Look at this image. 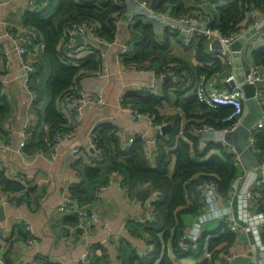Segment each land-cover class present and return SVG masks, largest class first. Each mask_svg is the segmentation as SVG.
<instances>
[{
  "label": "trees",
  "instance_id": "trees-1",
  "mask_svg": "<svg viewBox=\"0 0 264 264\" xmlns=\"http://www.w3.org/2000/svg\"><path fill=\"white\" fill-rule=\"evenodd\" d=\"M210 1L215 6L206 7V14L211 19L209 21L193 5L185 6L183 0H147L157 12L169 10V13L176 16L193 13L201 18L204 16L203 22L223 34L244 26L250 9L264 13V0ZM221 1L226 3L221 4ZM125 11L126 4L120 0H34L31 6H27L22 16V25L29 30L32 44L26 45L24 59L35 68V72L28 75L27 85L35 92L31 103L45 104L43 121L48 130L45 134L37 135V128L30 127V137L21 147L25 153L42 148L51 149L55 144V134L70 130L66 117L58 108L59 102H67V98L72 96L78 97V81L102 69V49L96 43H90L78 52L72 39L65 34L66 28L81 21L94 22L97 26L92 31L95 32L98 43H112L117 36L118 21L123 18ZM127 30L129 50L121 56L122 62L137 67L147 66L156 75L176 73L177 81L164 80L163 85L174 90V104L180 114L171 117V121L166 120L172 123L164 135L157 136L153 159L145 157L143 143L137 136L130 144L125 145L114 125L107 122L97 124L91 130V137L101 158L88 153L73 161L77 179L69 183L68 197L75 207L93 212L91 205L98 198L99 188L106 187L115 176L130 196L140 187H149L153 191L150 202L153 219H130L125 224L129 235L144 240L148 247L140 254L127 240L120 242L119 264H218L223 251L236 247L240 241L236 231L226 224L218 222L219 226L213 230H208L207 224L204 225L196 251L181 249V244L182 236L189 229L190 220L201 211L197 185L204 180L211 181L223 199H230L233 183L242 173L234 154L222 144L211 142L200 149L194 130L204 126L219 129L228 125L230 122L223 119L231 113L232 107L221 105L211 109L200 103L194 92L193 96L182 99L181 90L188 80L194 90L201 75L210 77L223 73L224 64L208 50L207 38L204 36L197 35L189 47L181 45L193 49L197 65L189 67L184 60L168 52L166 40L169 35L175 36L179 43L176 33L165 30L164 34L168 36L160 40L153 25L140 17L133 19ZM35 46L39 47L37 52L32 51ZM253 64L264 66V49L254 52ZM46 69L47 77L43 86H39L38 79ZM1 88L0 81V122L9 113V105L1 95ZM166 95H155L147 89L127 90L122 103L130 104L139 112L150 116L153 122L164 124L165 118L159 112L164 106L163 102H168ZM181 118L185 120L182 125L179 124ZM253 147L264 152V128L254 133ZM30 183L9 177L0 165V191L15 193L17 202L29 201V195L34 190ZM253 197V210L264 212V185ZM63 212L67 213L64 218L66 224L83 235L77 215L69 211ZM22 226L19 237L21 242L28 237L23 224ZM261 233L264 235V227L261 228ZM205 244L209 252V257L206 258L202 257ZM87 248L91 252L88 264H110L104 245L89 244ZM39 264L56 263L39 258Z\"/></svg>",
  "mask_w": 264,
  "mask_h": 264
},
{
  "label": "crops",
  "instance_id": "crops-1",
  "mask_svg": "<svg viewBox=\"0 0 264 264\" xmlns=\"http://www.w3.org/2000/svg\"><path fill=\"white\" fill-rule=\"evenodd\" d=\"M28 1L0 0L1 95L9 105L7 117L0 122V165L9 177L30 181L34 188L29 195V201L27 203L19 202L18 209L12 206H2L3 219L0 220V224L5 223L8 228L6 236L0 237V259L2 261L0 264H39V258L56 264H78L83 258L87 246L95 243L104 245L110 264H119L120 242L127 240L140 254L148 247L144 240L131 237L125 224L130 219L140 220L145 216L144 202L135 196V192L138 189L148 188L152 196L153 191L149 187H140L130 196L119 183V178L113 177L91 205L99 222L93 223L89 231L83 235H79L76 230L66 224L64 218L67 213L60 211L58 207L63 198L68 196L69 183L77 179V174L73 170L75 159L71 154V149L77 148L81 152L88 151L90 148L89 135L97 124L107 122L114 125L124 144L129 137L140 134L148 137L154 136L158 125L171 124L172 122L166 120L170 119L171 121V117L180 114L174 104L176 102L174 90L164 87V79H161L153 69L147 66L143 68L133 64H124L121 60V45L128 44L127 29L129 24L137 17L143 20L147 19L142 3L146 1L150 8L153 9V7L148 4L147 0H125L126 11L121 20H126L127 24L118 22L114 43H98L97 40L88 37L84 40L83 45L76 48L79 52L84 45L96 43L102 49L101 71L81 78L76 89L78 95H100L104 102L100 105L86 104L80 113H76L69 103L77 97H69L67 102L60 101L58 108L67 119L68 127L73 133L72 138L62 141L56 147L53 145L51 149L42 148L35 152L25 153L19 147L24 133L28 132L30 127L37 128V135L45 134L48 130L43 121L45 104L42 102L31 103V89L26 83L29 74L22 60L26 56L22 57L19 53L20 44L17 38L24 27L22 16L27 9ZM183 1L185 6H190L195 0ZM225 3L221 1V4ZM260 15H264V13H260ZM153 29L160 40H164L168 36L164 34V31L168 29L161 28L160 22L157 25L154 24ZM166 41L169 54L184 60L189 67L197 65L193 49L179 45L173 35H169ZM261 49H264V33L258 31L255 38L248 40L246 51L242 53L243 75L253 64L254 52ZM38 50L39 47L35 46L32 51L37 52ZM47 71L46 69L38 79L39 86H43ZM234 71L236 79V69ZM228 73L229 68L225 67L223 73L213 74L215 86L218 89L227 91L234 85V81L225 82L224 77ZM141 89H147L155 95L167 94L168 102H163L164 106L159 112L162 118H165L164 124H157L152 119L151 122L149 116V118L140 117L134 120L121 106V98L125 91ZM193 92L192 85L188 80L184 89L181 90V98L193 96ZM256 94L255 97L245 98L243 101V113L236 129L226 132L207 130L203 131L201 136L198 135L200 132H195L200 149L211 142L219 143L234 154L242 173L247 176L246 180H242V182L237 181L240 175L235 179L233 187L237 189H242L249 183V174L252 172L255 176L264 178V152L248 144V139L255 133L252 128L253 124L258 119L264 118V100H261L264 99V89L258 90ZM184 122L185 120L181 118L179 124L182 125ZM173 162L172 159L171 167H173ZM253 212L256 211L253 210ZM194 218L190 220L189 226ZM24 222H28L32 227L36 238L34 245L28 246L19 241L22 233L20 226L24 225ZM242 241L246 242V237H243ZM239 252L240 255L229 263L221 261V264L255 263L247 251Z\"/></svg>",
  "mask_w": 264,
  "mask_h": 264
},
{
  "label": "built area",
  "instance_id": "built-area-1",
  "mask_svg": "<svg viewBox=\"0 0 264 264\" xmlns=\"http://www.w3.org/2000/svg\"><path fill=\"white\" fill-rule=\"evenodd\" d=\"M120 2L125 4V0H120ZM33 3L34 0H29L27 5L31 6ZM142 4L144 5L143 8L146 10L147 14L146 21L148 20L147 22L151 23L152 25H157V23L160 22L161 28H165L173 33H176L180 45L189 47L192 42L195 41V37L197 35L206 37L208 50L215 56H217L222 61L225 67L229 68V73L224 77L225 82H235L229 90L224 91L218 89L215 86L214 75L210 77H207L206 75H201L197 79L195 83L194 93L196 99L200 103H203L205 106L211 109H215L221 105L230 106L232 107V111L228 116L223 119V121L230 122L228 125L223 126L219 129H215L211 126H204L194 130L196 132L202 133L203 131L207 130H221L223 132H226L236 129L241 121V115L243 113V101L245 100V97L241 89V83L237 82L235 79V66L231 50V44L237 39H239L246 31L258 24L260 13H257L255 9H250L248 11V21L250 19L249 23L247 21L245 22L244 26H240L239 28H236L234 31L228 34H223L216 28H210L207 22L202 21L204 16L201 18L197 15V13L184 16H176L169 12H155L146 4V1ZM192 5L197 8L198 12L201 11V13H204L206 15V18L209 19V21L211 20L210 17L206 14V7L215 5L210 0H195ZM96 26L97 25L94 22L81 21L66 28L65 34L72 39V42L75 41V35L77 34L81 35L84 40L88 37L97 40L95 32L92 31L93 28H95ZM32 36H34V32L32 33ZM213 38H217L219 40L221 44L220 48L212 49L210 47V42ZM17 40L20 44L19 53L22 57H24L27 53L26 45H31L32 42L30 39H25L23 37H19L17 38ZM128 50L129 45L127 43L121 45L122 55L125 54ZM22 60L27 69L28 74L35 72V68L30 62L24 59ZM140 70L143 71V69ZM158 76L161 79H165L168 77L172 81L178 80V75L172 72L159 74ZM243 82L250 84H253L255 82L264 83V66L252 64L247 70V72L244 74ZM34 98L35 92L31 91V101ZM103 102L104 99L100 95L89 96L86 94H80L77 98H73L70 101L69 105L71 106L74 112L80 113L84 105L86 104L100 105ZM121 106L128 111L131 118L134 120L140 117H148L144 113L139 112L132 105H124L122 103V98ZM149 119L151 121V117ZM160 126L161 125H158L157 128H159ZM252 128L255 132L260 128H264V118L258 119L253 124ZM158 135L160 134L155 133V135L152 137H148L144 134L137 135V137L143 143L144 155L145 157H147V159L154 157V155L156 154V141ZM72 136L73 133L71 130L64 133L57 132L54 137V146L56 147L60 145L62 141L71 139ZM29 137L30 131L25 132L23 135V139L19 142V147H22L24 145V142ZM134 137L135 136L129 137L125 142V145L130 144L134 140ZM89 142V147L92 148L94 151L90 152L88 150L89 152H81L79 149L73 148L71 149V154L74 159L88 153L93 154L98 159L101 158L100 152L95 150L96 148L92 142L91 133L89 135ZM248 144L250 146L254 145V133L248 139ZM243 175L244 174L242 173L237 178L238 182L246 180L245 178H247V176ZM248 179H250L249 183H247L242 189H237L236 187L232 188V195L230 199H223L216 191V188L211 181L204 180L197 185L196 189L199 191L201 197V211L198 215L195 216L194 220L189 226V229L182 236L183 243L181 244V249H190V251H196L198 249L199 238L201 237V228L203 229L204 225L208 224V222L216 220L219 223L222 222L226 224L231 230L236 231V233L240 237V241H238V245L236 247H232L226 251H223L224 254L221 258V261H227L229 263L231 260L240 255L239 251H247L252 257L253 261H255L254 264H264V235H262L260 232V228L264 227V212H253V196L260 189V187L264 185V178L257 177L252 172L251 174H249ZM104 189V186L99 188V193L97 197H99L100 192ZM151 199L152 196L149 195L144 201L145 216L143 218L145 220L153 219L152 207L150 203ZM0 205L12 206L15 209H18L20 207V203L16 201L15 193L2 191H0ZM231 208L233 209V212L231 211ZM58 209L60 211H69L75 213L80 221L79 226L81 227L83 234L89 231V226L91 224L99 222V218L94 212H87L84 208L75 207V205L71 203V199L68 196L63 198V201L59 205ZM7 228V224H0V237L4 238L6 236ZM24 229L28 233V237L23 241V243L28 246L34 245L36 242V238L34 236L35 234L32 230L31 225L28 222H24ZM243 237H246V242L242 241ZM149 249H151V247ZM85 251H89L88 248H86ZM87 254L88 256H90V252H88ZM202 257H209L207 244H205V246L203 247ZM221 261L218 264H221ZM0 263H2L1 259Z\"/></svg>",
  "mask_w": 264,
  "mask_h": 264
},
{
  "label": "water",
  "instance_id": "water-1",
  "mask_svg": "<svg viewBox=\"0 0 264 264\" xmlns=\"http://www.w3.org/2000/svg\"><path fill=\"white\" fill-rule=\"evenodd\" d=\"M123 23L127 24L126 20H120ZM258 31H261L264 33V15H259V22L256 26L252 27L248 31H246L239 39L234 41L231 44V50L234 60V66L236 69V80L237 82L241 83V89L244 93L245 98H252L256 95L257 91L264 89V83L262 82H255L253 84L250 83H244L243 82V69H242V53L246 51V45L248 43V40L255 38V35ZM84 38L77 34L75 35V47H79L83 45ZM210 47L212 49L214 48H220L221 44L217 38H213L210 42ZM164 80H170L168 77ZM243 82V83H242ZM171 126V124H165L161 125L159 128L155 130L156 134L164 135L166 133V130ZM199 136H201V133H198ZM90 152H93L94 150L92 148H89ZM150 195V190L148 188L145 189H138L135 192V196L144 202L147 197ZM3 219V207L0 205V220Z\"/></svg>",
  "mask_w": 264,
  "mask_h": 264
},
{
  "label": "rangeland",
  "instance_id": "rangeland-1",
  "mask_svg": "<svg viewBox=\"0 0 264 264\" xmlns=\"http://www.w3.org/2000/svg\"><path fill=\"white\" fill-rule=\"evenodd\" d=\"M19 37H23V38H28V39H30L31 40V38H30V32H29V30L27 29V28H25V27H23L22 28V30H21V32H20V34H19V36H18V38ZM257 41V40H256ZM259 41V40H258ZM74 43H75V41H74ZM144 68V67H143ZM224 69H225V67H224ZM144 70V69H143ZM217 225H218V221H216V220H214V221H212V222H210V223H208L207 225H206V227H208V230H213V229H215L216 227H217ZM88 252H90V251H85L84 252V256H83V258L81 259V263H84V264H88L89 263V261H90V257H91V252H90V256H88Z\"/></svg>",
  "mask_w": 264,
  "mask_h": 264
}]
</instances>
